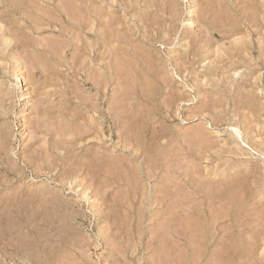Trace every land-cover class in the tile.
Masks as SVG:
<instances>
[{
    "label": "rangeland",
    "instance_id": "1",
    "mask_svg": "<svg viewBox=\"0 0 264 264\" xmlns=\"http://www.w3.org/2000/svg\"><path fill=\"white\" fill-rule=\"evenodd\" d=\"M0 264H264V0H0Z\"/></svg>",
    "mask_w": 264,
    "mask_h": 264
}]
</instances>
